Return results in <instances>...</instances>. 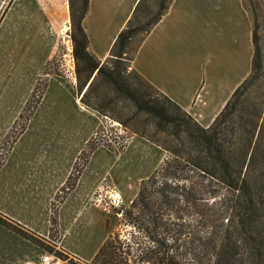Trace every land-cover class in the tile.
<instances>
[{
    "label": "crops",
    "instance_id": "0c3cea01",
    "mask_svg": "<svg viewBox=\"0 0 264 264\" xmlns=\"http://www.w3.org/2000/svg\"><path fill=\"white\" fill-rule=\"evenodd\" d=\"M135 2L86 0L79 27L86 50L99 63ZM65 25L66 0H11L0 19V46L7 54L2 61L9 76L23 78L26 85L18 107L32 81L44 78L24 130L0 163V214L42 239L47 236L49 202L101 119L78 102L73 78L68 82L41 74L56 45V29ZM250 56V24L240 0H170L138 43L129 68L205 127L248 74ZM8 122L0 120V137ZM161 152L135 135L116 153L94 147L56 206L52 248L88 262L114 224L110 214L88 203L91 190L105 177L127 204L135 183L154 169ZM111 163H118L124 182L109 176ZM132 169L142 173L132 176ZM43 254L47 253L0 226V264H39Z\"/></svg>",
    "mask_w": 264,
    "mask_h": 264
},
{
    "label": "trees",
    "instance_id": "16d2710c",
    "mask_svg": "<svg viewBox=\"0 0 264 264\" xmlns=\"http://www.w3.org/2000/svg\"><path fill=\"white\" fill-rule=\"evenodd\" d=\"M169 1L136 0L107 57L99 63L86 50L79 27L86 0H66L78 102L102 119L117 123L124 136L110 148L99 142L100 126H96L52 196L46 239L1 214L0 226L52 257H62L50 244L56 233V206L72 188L94 147L116 153L127 137L135 135L164 154L149 175L138 181L133 197L121 211L127 231L109 232L88 262L67 264H264V94L251 99L247 95L259 69L253 29L250 25L248 74L208 125L200 127L129 68L135 48ZM260 2L264 9V1ZM240 3L248 17L242 0ZM43 87L42 80L37 96L32 100L31 91L23 103L15 136Z\"/></svg>",
    "mask_w": 264,
    "mask_h": 264
},
{
    "label": "rangeland",
    "instance_id": "374dc122",
    "mask_svg": "<svg viewBox=\"0 0 264 264\" xmlns=\"http://www.w3.org/2000/svg\"><path fill=\"white\" fill-rule=\"evenodd\" d=\"M10 1L11 0H0V19L3 16ZM242 2L248 13L249 24L253 29V33L255 36V44L258 51V59H259V69L257 71V74H255L258 76V78H255L247 89V95L251 99L252 96L255 94L256 95L258 94L257 95L258 97L264 94V9L262 7L260 0H242ZM66 26L68 28V25H65L64 27L58 28V30L56 29V45L54 46V51L51 53L48 61L44 64L43 69H45V71L49 75L53 74L57 77L64 78L66 79V81L69 82L73 77H72V64L70 67V64L67 62V53L69 54L67 50L70 51V44L68 42L69 41L68 32L66 39L65 37H63L62 31L60 30L62 28V30L64 31ZM133 44L134 42H131L129 47L132 48ZM1 48L2 50H0V120H5L6 122L7 121L9 122L6 125V128L2 136L0 137V163L4 158L6 151L10 147V144L17 138V136L25 128V124L27 120L24 122L21 131L15 136V133L20 128V124L22 121L21 119L17 120V114L20 112L23 103L26 101V98L28 97L31 91L33 93L32 100L35 98V96H37L39 89L41 88L42 80H44L43 76L42 77L39 76L32 81L30 86H28V91L26 92V94L24 95L22 94V98H23L21 102L22 104H20L18 107V100L20 98L21 91L22 89H24V86L26 85L22 84L24 81L23 78H11L9 76L6 68L7 63L2 61V59H5L7 55L6 48L3 45L2 47L0 46V49ZM128 69L129 68L126 67L125 71H128ZM97 123H98L97 125L100 126L98 131V135H99L98 140H100L99 142L107 144L110 148H115L116 145L121 142L122 137L124 136L121 128L118 127L117 123L113 121H109L105 118L102 119V117L101 119L98 120ZM146 130H147L146 133L149 134L150 129L147 127ZM13 136L15 137L12 140ZM129 137H127L124 144H126ZM163 155H164L163 152H161L159 162L163 157ZM78 163L79 161H77V164ZM117 164L118 163L113 165V163H111L108 166L109 176L112 177L114 181L117 183L124 182L125 177L124 175H122L123 172L119 171ZM133 171L134 169L128 170V172H130L132 176L142 173L141 172L142 170H136L134 173ZM137 183L138 181L135 183L136 185L134 191L136 190ZM112 193L116 195L117 202L115 205L109 204L107 202L109 200V198H107V195H111ZM96 200L99 201L96 202ZM88 203L95 209L110 214L112 221H114L113 227L110 232L124 234L127 231L128 228L125 225H122L121 222V218H122L121 211L127 206L128 203L125 204L121 201L117 191L111 185V183L107 178L103 177L96 183V185L93 187V189L90 192V195L88 197ZM115 208L119 209L120 211L115 210ZM59 253L62 257L56 258V257H52L50 254L48 255L46 254L48 256V259H51L48 264H67V263L79 262L78 260L76 261V259L67 255L66 253L63 252H59Z\"/></svg>",
    "mask_w": 264,
    "mask_h": 264
},
{
    "label": "built area",
    "instance_id": "2783aa9c",
    "mask_svg": "<svg viewBox=\"0 0 264 264\" xmlns=\"http://www.w3.org/2000/svg\"><path fill=\"white\" fill-rule=\"evenodd\" d=\"M67 26L65 27L64 31H62L63 37H65L67 39ZM69 52V50H67ZM67 62L70 64H72V60L70 57V54L67 53ZM107 198H109V200L107 201L109 204H116V195L114 193H112L111 195H107ZM99 200H96V202H98ZM118 208V207H117ZM116 209V208H115ZM50 261V259H48V256L46 254H43L40 259H39V264H48Z\"/></svg>",
    "mask_w": 264,
    "mask_h": 264
},
{
    "label": "bare ground",
    "instance_id": "6f19581e",
    "mask_svg": "<svg viewBox=\"0 0 264 264\" xmlns=\"http://www.w3.org/2000/svg\"><path fill=\"white\" fill-rule=\"evenodd\" d=\"M61 31H63V30H61Z\"/></svg>",
    "mask_w": 264,
    "mask_h": 264
}]
</instances>
